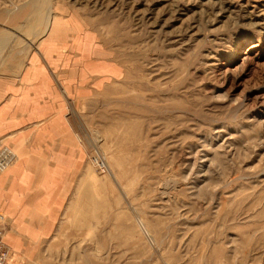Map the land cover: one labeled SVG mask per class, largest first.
I'll return each mask as SVG.
<instances>
[{
    "label": "rangeland",
    "instance_id": "1",
    "mask_svg": "<svg viewBox=\"0 0 264 264\" xmlns=\"http://www.w3.org/2000/svg\"><path fill=\"white\" fill-rule=\"evenodd\" d=\"M89 38L119 73L71 102L86 164L36 264H264V0H0L2 76L76 77Z\"/></svg>",
    "mask_w": 264,
    "mask_h": 264
},
{
    "label": "crops",
    "instance_id": "2",
    "mask_svg": "<svg viewBox=\"0 0 264 264\" xmlns=\"http://www.w3.org/2000/svg\"><path fill=\"white\" fill-rule=\"evenodd\" d=\"M51 20L53 35L40 46L48 58L56 34L66 28L63 21ZM86 42L76 77L72 66L57 77L59 63L42 54L30 55L17 75H0V149L10 146L17 156L0 174V215L8 225L5 245L25 264L43 260L85 168L86 151L73 129L71 102L87 98L119 73L110 58L100 56L92 38Z\"/></svg>",
    "mask_w": 264,
    "mask_h": 264
},
{
    "label": "built area",
    "instance_id": "3",
    "mask_svg": "<svg viewBox=\"0 0 264 264\" xmlns=\"http://www.w3.org/2000/svg\"><path fill=\"white\" fill-rule=\"evenodd\" d=\"M17 156L10 146H2L0 149V174L15 164ZM5 218L0 216V264H21L17 256L5 245Z\"/></svg>",
    "mask_w": 264,
    "mask_h": 264
},
{
    "label": "bare ground",
    "instance_id": "4",
    "mask_svg": "<svg viewBox=\"0 0 264 264\" xmlns=\"http://www.w3.org/2000/svg\"><path fill=\"white\" fill-rule=\"evenodd\" d=\"M174 6V5H173ZM242 146V145H241ZM201 176V175H200ZM85 178V177H84ZM84 180V179H83ZM81 181H82V179H81ZM84 182H85V180H84ZM83 183V182H82Z\"/></svg>",
    "mask_w": 264,
    "mask_h": 264
}]
</instances>
